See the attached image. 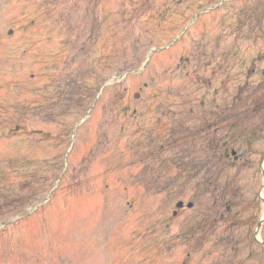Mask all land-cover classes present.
<instances>
[{
  "label": "rangeland",
  "instance_id": "374dc122",
  "mask_svg": "<svg viewBox=\"0 0 264 264\" xmlns=\"http://www.w3.org/2000/svg\"><path fill=\"white\" fill-rule=\"evenodd\" d=\"M218 111L254 130L227 169L258 245L219 263L264 264V0H0V221L43 203L0 264H211L183 241L209 172L180 163L234 142Z\"/></svg>",
  "mask_w": 264,
  "mask_h": 264
},
{
  "label": "trees",
  "instance_id": "16d2710c",
  "mask_svg": "<svg viewBox=\"0 0 264 264\" xmlns=\"http://www.w3.org/2000/svg\"><path fill=\"white\" fill-rule=\"evenodd\" d=\"M251 102L253 104L257 103L252 97ZM215 114L218 121L226 124L225 129L227 132L232 133L234 142L212 143L211 145H205L207 148H200V151H213L217 154L211 156L212 158L208 156L202 158L199 161L200 170L194 171L195 166L190 159L180 164L185 167L187 172L185 184L195 182L194 177L199 175L200 172H209V179L201 181L199 185H204V192L211 194L210 201L204 202L202 207L193 211L195 222L190 224L184 233L183 241L191 251L201 252L207 250L205 256L212 258L211 264H220L221 259L231 256L236 259L240 254V250H244L243 244L252 233L251 228L248 227L251 219L242 214L243 209L239 207L238 203V191H242L244 185H242L241 178L233 175L227 168L233 166L230 163L235 157L233 154L235 142L239 138L250 139L254 134V130L241 123V115L236 112H233L232 115L225 114L223 111ZM186 152L194 154L198 152V149L193 144H189ZM232 185L234 186L233 190L230 189ZM216 192L217 197L215 198ZM212 202L220 207L215 216L208 214ZM195 237L196 239L192 242L191 240ZM248 242L251 247L258 246L252 239H249Z\"/></svg>",
  "mask_w": 264,
  "mask_h": 264
},
{
  "label": "flooded vegetation",
  "instance_id": "af4514ba",
  "mask_svg": "<svg viewBox=\"0 0 264 264\" xmlns=\"http://www.w3.org/2000/svg\"><path fill=\"white\" fill-rule=\"evenodd\" d=\"M185 62H187V63H188V62H189V60H188V59H186V60H185Z\"/></svg>",
  "mask_w": 264,
  "mask_h": 264
},
{
  "label": "water",
  "instance_id": "95a60500",
  "mask_svg": "<svg viewBox=\"0 0 264 264\" xmlns=\"http://www.w3.org/2000/svg\"><path fill=\"white\" fill-rule=\"evenodd\" d=\"M179 205H182V203H180Z\"/></svg>",
  "mask_w": 264,
  "mask_h": 264
}]
</instances>
